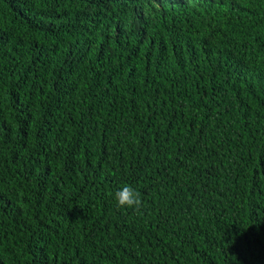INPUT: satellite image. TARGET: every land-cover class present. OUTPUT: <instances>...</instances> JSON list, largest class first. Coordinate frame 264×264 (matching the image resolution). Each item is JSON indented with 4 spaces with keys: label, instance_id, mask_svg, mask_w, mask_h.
<instances>
[{
    "label": "trees",
    "instance_id": "obj_1",
    "mask_svg": "<svg viewBox=\"0 0 264 264\" xmlns=\"http://www.w3.org/2000/svg\"><path fill=\"white\" fill-rule=\"evenodd\" d=\"M0 264H264V0H0Z\"/></svg>",
    "mask_w": 264,
    "mask_h": 264
},
{
    "label": "clouds",
    "instance_id": "obj_2",
    "mask_svg": "<svg viewBox=\"0 0 264 264\" xmlns=\"http://www.w3.org/2000/svg\"><path fill=\"white\" fill-rule=\"evenodd\" d=\"M115 202L122 210H139L143 206L141 193L131 185H124L115 192Z\"/></svg>",
    "mask_w": 264,
    "mask_h": 264
}]
</instances>
